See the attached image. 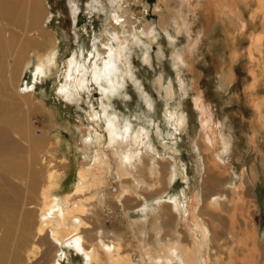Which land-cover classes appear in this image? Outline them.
<instances>
[{
    "label": "rangeland",
    "instance_id": "rangeland-1",
    "mask_svg": "<svg viewBox=\"0 0 264 264\" xmlns=\"http://www.w3.org/2000/svg\"><path fill=\"white\" fill-rule=\"evenodd\" d=\"M72 1H77L82 7L75 25L69 7ZM113 1L43 0L48 10L40 26L43 43L30 47L20 71V57L11 62L13 67L9 70L7 65L10 61L6 59L4 62L5 68L0 72V112L3 115L0 116V131L8 130L9 138L0 142V152L4 151L0 153V161L12 164L10 160H4L11 157L14 164L8 168L0 166V264L12 260L13 256L17 258L16 255L21 264H34L39 259L40 264H51L55 260L62 264H86L83 255L76 253L65 242L61 244V249L48 243L39 244V251L30 260L24 247L27 238L39 240L43 236L38 233V223L33 226L34 222L39 221L42 194L49 192L63 205L64 196L70 194L76 185L78 171L92 163L95 152L107 149L110 117L117 116L121 129L127 124L131 136L139 129L148 132V143L156 150L160 161H171L182 172L172 182L169 193L164 194L165 200L179 194L186 204L198 190L201 194H209L213 190L219 194H230L232 187L229 179L222 184L213 181L216 175L213 174L214 178L206 176L209 171H206L203 151L197 145L200 114L193 100L198 85L194 82L197 79L204 97L214 105L215 120L224 124L229 135L236 137L230 151L232 158L228 159L233 166L231 173L237 178L241 168L251 171L253 164L258 171L256 186L251 187V191L261 207L256 221L261 234L264 233V136H257L255 141L252 139L256 130V116L250 98L256 90V96L264 98V72L259 73V80L251 73L252 63L248 56L250 42L234 38L238 32L237 20L235 24L226 21L224 27L214 25L207 29L195 59L196 64L189 58L178 68L175 55L179 50L185 51L188 44L186 31L180 30L175 22L176 12L182 9L181 0ZM237 3L242 4L236 6L242 10L240 6L245 3L242 0ZM254 8H245L244 21L250 19ZM116 9L121 20L118 25L112 19ZM257 20L256 26L248 29L247 35L262 31L264 25L260 18ZM195 24V30H199L202 21ZM115 29L121 30L127 45L123 58L118 59L125 68V77L120 79L118 87L104 91L91 78L89 70L85 75L84 87H79L82 74L74 69L75 78H72L69 88L59 92L69 71L68 61L72 54L77 51L81 66L84 63L88 68L92 67L94 59L90 61L86 56L89 55L87 49L94 45L97 53H103L106 49L104 44L112 43ZM114 43L118 47L115 40ZM48 57H54L55 62L49 66L50 72L47 70L39 77L37 86L30 93L25 91L23 88L27 81L32 82L39 59L40 62L43 59L47 61ZM0 59H3L1 54ZM108 59L109 55L105 53L99 58V65ZM81 66L78 70L83 69ZM70 91L72 93L68 96L67 92ZM180 112L188 118L187 125L181 128L175 123ZM12 120L18 123L28 120L22 126L31 128L35 133L34 140L30 142V137L28 139V136L14 131L9 124H13ZM185 169L187 179L183 174ZM50 174L55 175L54 180L49 178ZM109 177L112 182L115 181L113 174ZM32 184L35 188H32ZM114 185L109 189L114 190ZM183 190L186 194L182 193ZM242 197L247 202L246 195ZM156 199H151L147 211L155 205ZM234 199L231 196L224 207L228 209L224 210V215L227 216L235 207ZM140 209L128 208V215L122 208L109 211L105 224L111 229L126 228L128 221L142 215ZM26 220H30L31 224L25 231L22 222ZM223 226H219V229L222 230Z\"/></svg>",
    "mask_w": 264,
    "mask_h": 264
},
{
    "label": "bare ground",
    "instance_id": "bare-ground-1",
    "mask_svg": "<svg viewBox=\"0 0 264 264\" xmlns=\"http://www.w3.org/2000/svg\"><path fill=\"white\" fill-rule=\"evenodd\" d=\"M238 1L241 0H181L182 9L176 12L175 22L180 30L186 31L188 44L185 51L179 50L175 55L178 68L189 58L193 62L197 59L207 29L214 25L224 27L226 21L231 24L237 20L238 32L234 38L250 42L248 56L252 63L251 73L259 80V73L264 72V28L258 34L252 32L247 35V32L250 27L256 26L259 18L264 25V0H242L245 4L240 7L244 10L236 7L242 5L237 3ZM76 2L69 3L73 25L77 23L82 8ZM253 6L255 12L253 11L250 19L244 21L245 11ZM47 14L48 10L43 0H0V54L3 57L0 59V72L5 68L6 59L10 61L7 65L9 70L13 67L11 62H15L16 57H20L18 68L20 71L30 47L43 43L44 40L40 39L42 37L40 26ZM112 19L116 25L121 23L117 9L112 13ZM199 20L202 21V26L195 30L194 24ZM124 38L121 30L115 29L111 38L112 43L103 45L106 48L103 53H97L94 45L93 48H86L87 53L89 52V55L85 53L86 56L90 61L94 59L93 66L89 68L84 63L81 66L78 52H74L68 61L70 68L65 82L58 89L59 92H65L69 88L72 78H75L74 69L76 73L82 74L78 81L79 87L84 85L85 75L89 70L91 78L101 89L104 91L116 89L121 83L120 79L125 77L124 64L118 60L126 51ZM105 53L109 55V59L100 66L99 58L101 59ZM54 63V57L50 59L48 57L47 61L43 59L41 62L39 59L32 82L27 81L23 89L29 92L37 86L39 77L46 74L49 66ZM194 63L196 64V61ZM78 65L83 67L80 68L81 71L78 70ZM199 82L197 79L194 83L199 85ZM198 85L193 100L200 114V135L197 145L203 151L206 171H209L206 172V176L212 177L214 174L217 177L213 181L222 184L230 180L231 193L219 194L213 190L209 194H201L198 190L192 198L190 196L189 202L185 200L186 204L182 202L179 194L165 200L164 194L169 193L172 182L182 172L180 173V169L173 162L160 161L156 150L148 143V132L139 129L131 136L128 134L130 130L127 124L121 129L117 116L110 117L107 125L109 132L107 149L95 152L92 163L78 171L76 185L70 194L64 196V204L49 195V192L42 194L39 221L34 222L33 226L38 223V233L43 236L39 240L27 238L24 252L28 260L39 251L41 247L39 244L48 243L52 247L60 246L61 249V244L65 242L72 246L76 253L80 252L83 255L86 264H264V233L261 234L256 221V215L261 211V207L257 204L256 195L251 191V187L256 186L258 171L253 164L251 171L241 168L238 177L233 176L231 173L233 166L228 159L232 158L230 151L236 137L234 134L229 135L224 124L215 120L214 105L208 103ZM169 90L171 91V88ZM71 93L72 91L67 92V95L70 96ZM257 93V90L252 92L250 97L256 116V130L252 138L254 141L257 136H264V98L256 96ZM1 114L0 112V116H3ZM21 121L18 123L12 120L13 124L10 122L9 124L18 134L26 135L28 139L30 137V142L33 141L35 133L30 127L22 126L26 125V120L24 123ZM187 121L186 114L180 112L175 123L181 128L187 125ZM8 138V130H1L0 142H5ZM4 160H10L14 164L11 157ZM12 164H9V161H0L2 167H12ZM110 173L115 178L113 182L110 180ZM183 174L187 179V170ZM49 178L52 180L55 175L50 174ZM112 185L114 190L109 189ZM31 186L35 188V185ZM182 193L186 194L184 190ZM243 194L246 195L247 202L242 200ZM231 196L235 198L236 205L226 216L223 212L228 209L224 207ZM153 198H157L155 205L147 211ZM132 207L141 208L142 215L128 221L126 228L111 229L106 226V214H110L109 211L122 208L128 215L127 209ZM30 224V220L22 222L25 231L30 228ZM222 224L224 226L221 230L219 226L222 228ZM87 225L90 227H83ZM16 256L18 258V255ZM17 258L13 256L12 260L3 264H21ZM40 260L34 264H40ZM51 264L62 263L55 260Z\"/></svg>",
    "mask_w": 264,
    "mask_h": 264
},
{
    "label": "water",
    "instance_id": "water-1",
    "mask_svg": "<svg viewBox=\"0 0 264 264\" xmlns=\"http://www.w3.org/2000/svg\"><path fill=\"white\" fill-rule=\"evenodd\" d=\"M80 21H82V17H80Z\"/></svg>",
    "mask_w": 264,
    "mask_h": 264
},
{
    "label": "flooded vegetation",
    "instance_id": "flooded-vegetation-1",
    "mask_svg": "<svg viewBox=\"0 0 264 264\" xmlns=\"http://www.w3.org/2000/svg\"><path fill=\"white\" fill-rule=\"evenodd\" d=\"M80 16V15H79Z\"/></svg>",
    "mask_w": 264,
    "mask_h": 264
}]
</instances>
